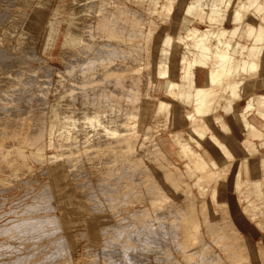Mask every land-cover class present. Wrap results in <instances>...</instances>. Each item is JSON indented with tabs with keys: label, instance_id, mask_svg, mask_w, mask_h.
Masks as SVG:
<instances>
[{
	"label": "bare ground",
	"instance_id": "bare-ground-1",
	"mask_svg": "<svg viewBox=\"0 0 264 264\" xmlns=\"http://www.w3.org/2000/svg\"><path fill=\"white\" fill-rule=\"evenodd\" d=\"M61 1L62 0L59 1V5H60ZM83 1H86V0H83ZM73 3L71 2V4H73ZM139 4L142 7V10H144V13L148 10V12L151 14V16L155 15L159 18V20H161L165 15H167L166 16L167 20H168V21L166 20L167 24H163L162 26H159L158 28H156V30H157L156 32L159 31V34L156 36L155 40L150 39L151 36L154 34L153 30L150 27H148L146 29V32H147L146 33L147 36H145L146 38L138 39L139 43H141V41H142L143 45H146V46H147V44H151L150 42L153 43V46H151V48L153 50V55H152V57L149 58V60H146V57H143L144 60H143V62H141L138 59L135 60V58L133 56H129V58L131 57L130 61H128V62H130L129 63L130 66H128V67H130V69H127L128 71L126 70V67L128 64L125 65L124 69L122 68L123 65L122 66L118 65L119 67L116 66V69L114 70L113 73L117 74L119 72L118 74H120L121 71H123L125 73L133 72L131 74V79L133 80L134 79V77H132L133 75H138V74H141L142 71H146L147 74L145 77L148 78V80H149L148 81L149 85H150L149 88H150V91L152 92V96H153V99L151 101H153V100L156 101V102L154 101V105H153V103H151L153 105V107L150 104L151 101H148V100L145 101L144 100V102L141 103V102H138L137 100L132 101L133 99H131V102H129V100H128V105H126V108H122L121 104H118V107L116 106L117 107L116 108L115 105H113L114 104V100H113V104H112L113 106L111 107L112 111H110L111 112L110 114H112V116L110 117V115L107 113V111L104 110V108L100 105V103L99 104L96 103L94 105L92 103V106L94 107V109L92 110V113L89 114L88 116L85 115V117H81V118H79L80 116L77 115L78 118H77V120H75V117H74L75 114L73 113L74 110L72 111V113L74 114L73 118H71L72 116L69 115V113L71 111V101H72V98L69 95L70 97L63 101L64 103H66V105L65 104L62 105L59 103L56 105H52L51 101H48V100H47L48 103L44 102L46 104V108L44 107L46 110L45 111L46 114H44V112H43V115H41L40 117H43L45 115L44 119H45V123H46V134H47L46 140H43V138L41 137L42 134L38 133L39 132V124L42 126L43 118H41V122L39 120L38 126L36 127L37 129L36 130H35V128L32 129L33 131L35 130L36 132L30 133L29 131H31L32 125H30V130H29V123H31V122L28 120H27L28 122L26 121V119H29V118L27 116H26V119H24L22 117H18L19 121L17 122V120L14 119L15 118L14 115H13V117H14L13 119H14V122L16 121L15 123L12 122L11 117H10V119H7V120H11L10 123L8 121L3 120V118L5 116L2 118V120L0 118V120H1L0 123L4 127L2 125L1 126L4 129L6 128V133H4L5 137L10 138L12 136H17L20 138V136H23L22 140L24 142L21 141L22 144H21V142H19L20 145H23V143L25 144V142H26V146L30 144V147L28 146L29 148H31V145L34 147H37V148H35V149H37L36 155L38 156L40 161L42 160L44 162L47 160V158L44 154V150H45L46 145H48L50 147L57 145L58 148H61L62 146H63V148H64V146L69 148L70 144H73L74 146L75 145L81 146V144L85 145L89 141H91V139H92L91 131H88L89 127L92 129L95 127L94 126L95 124L97 126H100V127H102V125L104 124V126L102 128H103V133L105 135H103L104 137H102V139L105 138V136H106V138L108 140L106 141V143H104V145L102 144V146H101L102 148L104 147V149H107L109 143H111V144L115 143L114 146L117 145L116 143L120 144L121 142H124V141L128 143V144H126L127 146L124 143L125 148L127 147L126 152L128 154L126 153L127 157L126 158L124 157L125 158L124 162L126 161V159H127V162L124 164V172L123 173H125V174L129 173L128 174L129 177H130V175H131V177L133 176L135 179H131V180H133L134 182L135 181L141 182L142 179L145 180V178L146 179H147V177L149 178V174H151V171L153 169L156 170V172L159 174L158 176H160V178L162 176V180L164 183L161 181L162 182L161 186H159L160 185L159 183H158V185L154 184L157 182H153V184H151V183L148 184V182L145 183V184H147V187H148V188L146 187L148 189V194H149V192L153 191L154 193H156L158 195V196L156 195L157 197H155L154 194H152L154 197H152L151 194L148 196V200L153 203L152 205H154V207H156V206L163 207V203H161V201L164 202L165 199L167 201V199H169V197H171L172 199L170 200V202H171L170 208H173L171 210H174V208H175V209H177L178 213L186 214L188 217L187 219L186 218L184 219V217L180 216V217H182L181 219L184 222H182L181 219L179 221H181L183 224L186 222V223H188V225L190 222H192V224L194 225L195 224V223H193V222H195L194 213H196V212H195V208H194L195 199L192 201V197L194 196V197L198 198L197 200H199V197H203L205 195L207 196L206 193H209L208 194L210 196L209 197L210 198L209 203L211 204V208H213L214 210L218 209L220 211L219 208L222 209L225 207L227 210L225 213L234 211L233 214H235V216L239 217V218L236 217V226L238 223V224H240V228H242V229L243 228H249V229L251 228L252 230L258 229V230H260V232L262 231L264 233V226H263L264 225V0H139ZM145 5L148 6L147 9L145 8ZM11 6H13V5H11ZM103 6H104V4H103ZM101 8L98 7V9H97L98 14L94 13L95 17H93L90 20L88 19L89 21L87 23H86L87 16L86 15L82 16L83 13L80 14V13H77L76 11L74 12V8L73 7L71 8V5L67 7V5L64 4L63 6H60V7L58 6L57 9H55V19L53 21V24L51 26L49 34L46 38V42L44 43L43 52L46 55H49V57H51V58L54 57L55 51H56L57 46L60 42L61 49L59 51L58 57H62L61 59L65 60L66 64L64 63L65 64L64 69L68 73V75L70 76V79L74 78V81L75 80L77 82L81 81V76H82V73L84 72L83 69H89L90 70L89 74H91V75L96 74V76H97V73L99 74L101 72V71L98 72V68H100V66L98 67L97 64H100V63H102V61H104V60H100L98 57L101 58L102 55H103L102 57H104V55H105L106 59L107 58L109 59L110 55L114 56V58L112 59L113 63L117 62V60L119 58L121 59V57L124 56V54H123V56H121V53H119L120 55H118L116 53L118 51V49H117V51H114V52L112 50L111 53L113 52V54L109 53V50L112 49L110 47H109V50H104V49H108L109 44H106L105 42L110 39L109 37L111 35H113V36L117 35V33L119 31H121V30L123 31L124 27H121V25L118 22L119 20L112 18L113 16H111V12H109L108 10H105L103 8L101 9ZM104 8H105V6H104ZM120 10H121V8H120ZM130 10H132V9H130ZM20 11L22 12V7H21ZM20 11H19V13H20V15H22V13ZM131 12H133V11H131ZM1 13H2V11H1ZM4 13H6V12H4ZM13 13L14 14L16 13V17L14 15L15 19L20 20L19 13H17L16 10L13 11ZM78 14H80V15H78ZM11 15H8V16L11 17ZM17 15L19 16V18L17 17ZM137 15L139 16V14H137ZM144 16L145 15H143V18H144ZM146 16H148V15H146ZM12 19H13V15H12ZM146 19H147V17H146ZM4 20H0V21H4ZM7 22L8 23L12 22V20L11 21L6 20V23ZM19 22H18L17 26H19ZM21 22H23V21H21ZM136 22H137V20H136ZM8 23H7L6 27L8 26ZM137 23L139 24L140 27H142V29L145 28L143 26V23L141 22V20ZM3 24H5V22ZM85 24H87V25H85ZM147 25H148V23H147ZM10 26H12V24L11 25L9 24V27ZM26 26L27 25H25V27ZM134 27H135V25H134ZM136 29L137 28H135L134 30H136ZM78 32L81 33V36H79ZM93 33L102 34V36L99 38V41L96 45H94L92 42L93 37L95 38ZM84 34H85V39L83 40ZM104 34H105V36H104ZM134 36H136V35H134ZM6 39H7V37L4 40H6ZM8 39L11 40V38H8ZM130 39H132V38H130ZM20 40H22V43L20 45L18 44L17 47L15 45V51L17 53H19L20 55L21 54L24 55V53L29 51V45L30 44L28 45V41L26 39H24V37H23V39H19V41ZM82 40L84 41V43H82L79 47H77L78 42L81 43ZM15 42H17V41H15ZM121 42H122V40H121ZM135 42H136V40H135ZM92 47L97 49L96 52L94 54H86V51H88L89 49L92 50ZM115 47H116V45H115ZM115 47H114V50H115ZM119 48H122V47H119ZM141 48H142V46H141ZM136 50H135V54H136ZM126 53H130V52L127 51ZM83 55H86V56L83 60H81V57ZM139 55H138V57H140ZM17 56H18L17 62L19 63V61H18L19 55H17ZM144 56H145V54H144ZM34 57H36L35 53H34ZM135 57H137V56L135 55ZM124 59H127V56ZM14 60H16V59H13V61ZM9 61H12V60H9ZM112 61L110 60V62H112ZM3 62L5 63V61H3ZM17 62H15V63L17 64ZM124 62H125V60H124ZM136 62H138V63H136ZM131 63L137 64V67L133 68V71L131 70V68L133 67L131 65ZM1 65L3 66L2 63H1ZM9 67L10 68L12 67V63L9 64V62H8V65L5 68L8 69ZM112 67H113V65H112ZM104 68H105V66H104ZM109 69H108V72H109ZM35 70L37 71V69H35ZM106 70H107V67L105 69V74L107 72ZM9 71H11V70H9ZM50 71H53V68H51ZM4 72H5V70H4ZM31 72H32V70H31ZM108 72H107V74H108ZM18 73L19 72L17 71V73H16L17 79L19 76ZM22 73H23V71L21 72V74ZM44 74H43V76L40 74V76L47 79V76L49 75V73H46L45 75ZM52 74H51V76H52ZM103 74H104V72H103ZM111 74H112V72H111ZM121 75H123V74H121ZM8 76H9V73H8ZM38 76L39 75H37V74H34V75L32 74V77L29 78L32 85L35 84L36 82L39 83L40 77H38ZM96 76H95V78H96ZM21 77L23 78V75ZM27 77H28V74H27ZM49 77H48L47 81L45 80V82L42 85V86H44V88H46V86L48 87L46 90H43V92H45V91L48 92V89L51 86V87H53V89L51 91L52 96H53V100H55V98H59V97L62 98L63 93L65 94V92L63 91V89L60 85V80L58 79V80H56V83H54V82H51ZM58 77L56 76V78H58ZM101 77H102V75H101ZM104 77H106V76H104ZM109 77L110 76H108L107 78H109ZM13 78H15L14 75H13L12 79ZM60 78H66L64 73L61 74ZM91 78H90V80H91ZM98 78H99V75H98ZM107 78H105V79L107 80ZM5 79H7V78L5 77ZM12 79H11V81H12ZM119 79L121 80V78H118V80ZM7 80H9V79H7ZM14 80H16V79H14ZM48 80H49V83H48ZM95 80H94V83H95ZM102 80H103V77H102ZM120 80H119V83H121ZM134 80L136 82V80H139V77H138V79L136 78ZM85 81H87V80H85ZM88 81H89V78H88ZM99 81H100V79L98 80V83H99ZM110 82H111V79L109 80V83ZM20 83H21V81H20ZM26 83L31 85V83L28 82V79L25 82V84ZM82 83H83V81H82ZM41 84L42 83H40V85ZM80 84H81V82H80ZM93 85H95V84H93ZM102 85H103V83H102ZM121 85H122V83H121ZM37 86H39V85H37ZM42 86L41 87L39 86V87L41 89H43ZM85 86H86V83H85ZM147 86H148V84H147ZM110 87H112V86H110ZM113 87H115V86L113 85ZM149 88H148V91H149ZM59 89L62 90V92H60ZM95 89H97V88L95 87ZM50 90H51V88H50ZM83 90L89 91L92 89H89V88L84 89L83 88ZM99 90H100V88H99ZM120 90L122 91V89H120ZM93 91H94V89H93ZM103 91H104V89H103ZM103 91H102V93H103ZM121 91H120V93H121ZM124 92L125 91H123V93ZM111 94H112V91H111ZM116 94H117V92H116ZM116 94L114 96H116ZM66 95H67V93H66ZM132 95H133V93H132ZM0 96H1V94H0ZM22 96H23V94H22ZM108 96H110V94ZM4 97H7V94ZM103 97H104L103 94H101V98H103ZM15 98L17 101L18 97H14V99ZM101 98H99V99H101ZM108 100H109V98L106 99V103H108V105L111 106V103L109 104ZM120 100H119V102H120ZM7 101H8V99H7ZM20 101H21V99H20ZM20 101L19 102L17 101V103H20ZM24 101H25V99H24ZM66 101H68V102H66ZM141 101H142V99H141ZM38 102H40V101H38ZM63 102H61V103H63ZM115 103L117 105L116 99H115ZM29 104H28V106H29ZM42 104L43 103H41V105ZM149 104H150V107L153 108L152 117H151V113H148L149 115L146 113V111L148 112ZM24 105H26V104H24ZM38 105H40V104H38ZM103 105L105 106L106 104H103ZM8 106H9V103H8ZM8 106H6V108ZM17 107H16V109H17ZM27 107L25 109H27ZM34 107H35V105L33 102L32 108H34ZM4 108H5V106H4ZM37 108H39V106ZM40 108H42V107H40ZM101 108H103L102 111H101ZM0 110H2L1 107H0ZM11 110L13 112V109H11ZM30 110H32V109H30ZM116 110L117 111L124 110L125 114L127 112V116H125V117L123 116L124 118L122 117L123 118L122 120H119L118 118H117L118 119L117 120L116 116L119 115L120 112H118L117 114L116 113L114 114L113 111L116 112ZM32 111H34V110H32ZM36 113L37 112H35V114ZM76 113H77V111H76ZM12 114L13 113H11V115ZM30 114H31V112H30ZM37 114H42V113H39V111H38ZM107 115L110 117V119H106ZM163 115H165L164 118L166 120L165 121L166 124H163L162 127L165 126V129H163V131L159 132V134L153 140L154 149L153 150L150 149L151 151L150 150L148 151V146H145L143 144V145H141L142 148L140 147V149H141V153H139L140 155H133V153H131L132 154L131 155L129 152L131 151V149L137 148L136 147L137 145L135 143V141H137V140L134 139V135H133V134H135L136 131L135 132L132 131L134 133L131 134V133H129V131L131 130L130 128L135 127V129H136V126L143 125V124H144V126H146L145 125V123H146L145 120H146L147 126L149 128L147 130L148 133L144 134V135H146V137L144 138V141H145V144H147L149 142L151 132H152L153 128L155 127L152 124L154 123L156 118L163 116ZM138 116H143V117H140V118H142L140 120V118H138ZM120 117H121V114H120ZM81 120H83V121H81ZM102 120H104V121H102ZM34 121H35V119H34ZM32 123H33V121H32ZM83 124L87 125L88 128L85 127ZM33 127H35V125ZM102 128H101V130H102ZM40 131H41V129H40ZM96 136H97V133H96ZM15 139H18V138H15ZM10 140H12V139L10 138ZM109 140L112 142H110ZM150 141H151V139H150ZM95 142L97 143V141H95ZM3 143H4V141H3ZM101 143H103V142L100 141V144ZM153 143L151 142V145ZM121 144H123V143H121ZM0 146H1L0 147V159L3 158L2 160L6 161L5 165L7 164L8 166L9 165L12 166V164H14V163L10 157H11V155H14L12 157V158H14L15 153L17 155L21 152V151H19L20 149L18 151L13 150V152H15V153H13L12 149L8 148L13 153L12 154V153H10V151H7L8 149H4L2 144H0ZM97 146L98 147H96V146L95 147L98 149L100 146L99 145H97ZM15 148L16 147L13 146V149H15ZM91 148H92V146H91ZM93 148H94V145H93ZM121 148H122V146H121ZM16 149H18V148H16ZM64 149L66 150V152H65V155H63L64 153L62 154L63 158H65L66 155L69 157V154H70L69 150L66 148H64ZM83 149H85L84 146H83ZM109 149L111 150L110 147H109ZM112 149L115 150L117 148H115V149L112 148ZM118 150H119V148H118ZM59 151H62V150H59ZM30 152L32 153V151H30ZM89 152H90V150H89ZM60 154H61V152H60ZM60 154H59V157H60ZM34 155L32 156V158L34 157ZM91 155H93V154L91 153ZM101 155H103V153H101ZM110 155H111V153H110ZM22 156L25 158L24 152H23ZM22 156L20 155L21 158H23ZM70 156H71V154H70ZM156 156L160 157V159L162 160L161 161L162 163L158 160H155ZM16 157H18V155ZM20 157H18V159H20ZM68 157L66 159L68 160V163H69V162H71L70 160L73 159V156H71V158L69 157L70 159ZM80 157H81L80 160L82 163L87 162V160H88V162H90V165L92 166V168H94L93 167L94 165L92 164V159H89L91 157L86 152L85 153L83 152V155ZM98 157H99V155H98ZM98 157L96 159H98ZM103 157H101L100 159H102ZM4 158H6L7 160H5ZM76 158H78L77 155H76L75 159ZM104 158H106V156ZM94 159H93V162L96 161ZM36 160H38V159H36ZM80 160H79V162H80ZM107 160H108V162H111V161H109V159H107ZM25 161H26V159H25ZM38 161H36V163ZM42 161L39 162V164H41ZM102 161L103 160H101V163L103 164L104 161L103 162ZM119 161H121V159ZM119 161L117 162L118 163L117 165L120 167ZM108 162H106V163H108ZM97 163L98 162L96 161L95 165ZM106 163H104V164H106ZM22 164H23V166H25L24 163H22ZM22 164H20V165H22ZM75 164H77V163H75ZM71 165H72V162H71ZM71 165L70 164H69V166L67 165V169L68 168L70 169ZM90 165H89V167H90ZM108 165H109L108 169L110 171V165H112V163H110ZM114 165L116 167V164H114ZM8 166H7V168H8ZM75 166L77 167V165H75ZM105 166L107 167V165H105ZM71 168H72V166H71ZM76 169H78V167ZM105 169L107 171V168H105ZM118 169H120L118 171H121L122 168L120 167ZM155 170H153V171H155ZM79 171H80V169H79ZM112 171H110L109 173H106L107 175L109 174L110 176H112L110 179H109V175L107 176L105 174L106 176H101V174L99 175V173H98V180L101 184L103 183V185H102L103 190H106V191L117 190L120 193L119 190L123 189L124 191L126 190L129 192L130 188H127L128 185L126 186V184H124V182L126 180L122 179L124 177H122V178L120 176L115 177V176H117L118 172H116V174H115L114 170H112ZM103 174H104V171H103ZM114 174H115V176L113 177ZM75 175H76V173H75ZM70 176H71V174H70ZM72 177L74 178L75 176L73 175ZM106 177H108V178H106ZM151 179H150V181H153V179L152 180ZM122 181H124V182H122ZM88 183H90V182L88 181ZM113 183H114V185H113ZM135 184H136V182H135ZM137 184H136V186H137L136 189H139V191L141 190V192H142V189ZM140 184L141 185L143 184V187L146 186L144 183H140ZM182 184L186 185V188H184V189L187 190V187L189 189H191L190 192H192L193 195L190 193L189 194L192 195V197L187 196V197L183 198L182 197L183 193H182V196L178 195V193L180 191H182V190L179 191V188L182 187ZM79 185L81 186V184H79ZM79 185L77 184V186H79ZM88 185L90 187L91 184H88ZM129 185H131V184L129 183ZM81 187H83V186H81ZM100 187H101V185H100ZM129 187H131V186H129ZM92 188L90 187L89 188L90 190L89 189L88 190L91 191ZM182 189H183V187H182ZM184 189H183V192H184ZM132 190H135V189H132ZM106 191L104 192V194L106 193ZM118 192H115L112 195L107 194V193H106L107 195L105 194L107 196L106 198L109 197V199L112 200V203L109 201V203H111L112 205L118 204V201L121 198V196L119 195ZM121 192H123V191H121ZM137 192H138V190H137ZM187 192H189V191H187ZM91 194H93V193H91ZM100 194H102V195H100L101 197L105 196L103 194V192H101ZM121 194H123V193H121ZM134 194L135 193H133V194H131V193L125 194L124 193L123 198L126 201V198H128V197H130V198H132L133 196L136 197V195H134ZM150 196H151V198H150ZM48 197H51V196L48 195ZM87 197L89 198V196H87ZM95 197H97L98 201L97 200L96 201L99 204L100 201H99L98 196H95ZM142 197H144V196H142ZM106 198H104V199H106ZM36 199L37 198H35V200ZM44 199H45V197H44ZM44 199H43V201H44ZM50 199H53V198L51 197ZM140 199H141V197H140ZM39 200H40V198H39ZM89 200H91V199H89ZM121 200L123 201L122 198H121ZM181 200H182V202H180ZM46 201L47 200H45V202ZM131 201H133V200H131ZM141 201L143 202L144 200L141 199ZM47 202L50 203V201H47ZM52 202L53 201H51V203ZM97 202H95L96 207L98 205ZM201 202H202V200H201ZM49 203H47V204L49 205ZM93 203H94V199H93ZM158 203H161V204H158ZM39 204L33 203V205H30V203H29L30 206H28V204H27L26 210L30 211L32 209L38 208V210L41 211V208H39L40 207ZM95 204H94V206H95ZM50 205L52 207V204H50ZM165 205H167V204H165ZM195 205H197V204H195ZM105 206H107L106 203H105L104 207ZM90 207L91 206H89V208ZM123 207H124V205H123ZM206 208H207V206H206ZM16 209H18V208H16ZM44 209L42 211H46L47 208L45 210ZM93 209L95 210V207ZM93 209H90V210H93ZM109 209H110V207H109ZM158 209H162V208L158 207ZM104 210H106V209H104ZM33 211H35V210H33ZM50 211H52V210H50ZM87 212H89L91 214V212H94V211H88L87 210ZM118 212H120V210H118ZM142 212L144 214V213L148 212V210L147 209L143 210V208H142ZM24 213L28 214V212L27 213L24 212ZM135 213H136V211H135ZM19 214H20V212H19ZM31 214H32V212H31ZM45 214H47V213H45ZM96 214H97V212H96ZM100 214H102V213H100ZM115 214H117V212H115ZM167 214H166V217H167ZM91 215H93V214H91ZM159 215H161V214L159 213ZM224 215H227V214H224ZM44 216H46V215H44ZM44 216H42L41 218H43ZM134 216H135V214L133 215V217ZM140 216L142 217L141 221H143L146 224L148 221H150V222L152 221V219L149 218L152 215L149 216V215L145 214L142 216V214H141ZM37 217H39V216H37ZM55 217L54 218H50V217L48 218L47 217V218H48V220H52V219H55ZM162 217H164V216H162ZM228 217L230 218L232 216L228 215ZM29 218L30 217H28V218L26 217L25 218L26 220L24 218L22 221L20 220L22 223L20 222L18 224L20 226V227L18 226V228L16 227L17 226L16 223H15L16 225L13 223L14 226H11V227H6V226H4L2 228L0 227V234L1 233H3V234L9 233L11 231H14V229L20 228V231H19L20 233L24 231L26 234V232L29 233L31 231V233H29L30 234L29 239H30V236H35L36 239L39 238L38 239L39 241L42 240L41 237L44 236L42 234L44 230L41 231L43 229V227H42L43 225L40 222H38L37 218H33V221H34V219L36 221L35 223H33V221H30ZM44 218H43V220H44ZM47 218H46V220H47ZM116 218H113V219H116ZM122 218H123L122 220L124 221L123 216H122ZM129 218H130V220L127 217V220H129V221H127L125 219V221L127 223H122L123 225L125 224L124 227H122L123 225H121V224H120L121 227L119 225L114 226L113 224H110V225H112V228L111 227L107 228L110 226L108 224V225H105L106 227L104 226L105 229L104 228L101 229V230H104L105 232L113 230L114 234H111L112 235L111 238L113 239V237L115 236V238H121L120 240H123V242L121 241L122 244L121 243L116 244V242L112 243L110 241L112 239L109 240V237L107 239L109 241H105L106 243H108L106 245L107 247H105V248H107V249L110 248L111 250L109 249V251L113 254H118V253L123 254L124 253V256L128 253L131 254V253L136 252L134 250L135 247L133 248L132 244L138 242L142 245H148V244L152 243L153 241L155 242L158 239V236H159L158 231L159 230L157 228H151L150 226H148L149 224L146 226V224H144V223H143L144 225L143 224L139 225V223H136V222L139 221L140 219L138 220V218H137V220H134L136 217L135 218L129 217ZM145 218H146V221H144ZM152 218H154V217H152ZM15 219L13 218L11 220H15ZM38 219H40V218H38ZM176 219H177V217H176ZM178 219H179V216H178ZM257 219H259V222L262 224V226L259 222H257ZM8 220L10 222V219H8ZM98 220H101V218ZM122 220L120 219V221L119 220L118 221L123 222ZM159 220L160 219H158V218L156 219V221H159ZM164 220H161V221L164 222ZM174 220H175V218H174ZM189 220H190V222H189ZM226 220H227V218H226ZM47 221H45V222H47ZM57 221H59V220H57ZM102 221H103V219H102ZM104 221L106 222L107 220H104ZM239 221H241V222L239 223ZM5 222L7 223V221H5ZM41 222L45 223L43 221H41ZM54 222L55 221L53 220V222H50V223L53 224ZM75 223L76 222H74V224ZM157 223L158 222H156L155 224H157ZM174 223L171 224L170 226H173ZM182 223H181V225H182ZM226 223H227V221H226ZM228 223H230V220L228 221ZM164 224H166V222ZM222 224H224V223H222ZM158 225H160V224L158 223ZM232 225L234 226L233 223H232ZM232 225H231V227H232ZM8 226H10V225H8ZM28 226L30 227V229H26V228H29ZM44 226H45V224H44ZM59 226H61V225L58 224V227L56 225L58 230H59ZM189 226H191V225H189ZM100 227H102V226H100ZM186 227H187V225H186ZM186 227L178 226V228L176 227V229H175V225H174V229H175L174 231L176 232L175 234L177 235L176 236L177 241H179L180 245H181L180 246L181 248H179V249L183 250V254L187 255V256H185L186 259H189V256L191 254L188 255L186 249H189L190 245L192 246L193 242H191L192 238L190 235V232H192V231L189 232ZM171 229H169L170 233H171ZM193 229H195V228L193 227ZM46 230L47 231H45V232H48L49 229H46ZM54 230H55V228H54ZM160 230H161V228H160ZM237 230H239L238 227H237ZM33 231L34 232L37 231L38 233H40V234L37 233L40 236L34 235ZM104 231H102L100 233H103ZM16 232H18V230H16ZM19 232H18V234L20 235ZM97 232H95V233H97ZM50 233H51V231H50ZM52 233H54V232H52ZM52 233L50 236L53 235ZM55 233H57V231ZM107 233L109 236V232H107ZM110 233H111V231H110ZM166 233L168 234L169 232H166ZM3 234L0 236L2 237ZM103 234L105 235V233H103ZM175 234H174V236H175ZM5 235L3 237H5ZM7 235H6V237H7ZM172 236H173V234H172ZM23 237L25 239H28L24 235H23ZM166 237H167V235H166ZM24 238H22V239H24ZM56 238H58V237H56ZM93 238H96V237H93ZM97 238H98V236H97ZM99 238L101 239V237H99ZM162 238L163 237H161V239ZM10 239H11V237H10ZM19 239L21 240V237ZM46 239H47V237H46ZM63 239H64V236H63ZM63 239H62V241H59V239H58L56 244L52 243L53 245H55L53 250L50 249L52 247V245L50 247V245L47 243L49 245L47 247H50L48 249V251H47V248H43V249H40V248L37 249L36 248V250L34 251V249H32V248L37 247V244L39 242L37 243V241L27 240L25 242L26 248L29 247V249L31 251L33 250V252L26 253V254L24 253V255H22V254L18 255V256L16 255V257L14 256L15 258L9 259L8 261H1L0 264H11V263L14 264L15 263L14 261H16L15 264H40V263L42 264L41 261H43V263H45L44 262L45 256H44V258H41V257H43L41 255H42V252H44V251L45 252L47 251V253H45L47 257H48V255H49V257L51 255V257L49 258L50 260H52V261H53V259L54 260L55 259L60 260L59 257L65 256L66 255L65 252L68 251V250H66V246L64 244L66 241L64 242ZM34 240H35V238H34ZM54 240H56V239L54 238ZM7 241H9V238ZM16 241H17V238H16ZM48 241H50V244H51L52 240H48ZM45 242H47V241H45ZM53 242H55V241H53ZM18 243H21V242H18ZM22 243H24V242H22ZM44 243H42V244H44ZM260 243L262 244L261 246L264 247V235L263 234L260 237L259 244ZM6 244L8 245L9 243H6ZM102 244H103V242H102ZM135 245L137 246V244H135ZM188 246H189V248H188ZM0 247H2V246H0ZM41 247H46V245L45 246L42 245ZM10 248L12 249V247H10ZM3 249H5V247ZM11 249L8 248L7 250H11ZM21 249H23V248H21ZM24 251H26V250L24 249ZM39 251H42L41 255H39L40 254ZM27 252H28V250H27ZM37 252H38L39 257L41 256L40 257L41 259L37 258L38 257ZM102 252L104 253V250ZM168 252H170V251H168ZM17 253H19V252H17ZM100 253H101V251H100ZM8 254L9 253H7V254L5 253V255H8ZM262 255H263V253H262ZM2 256H3V254H2ZM83 256H84V254H83ZM113 256H112V258H113ZM121 256H123V255H121ZM130 256H134V255H130ZM9 257H11V256H9ZM69 257H70V255H69ZM86 257H84V258L86 259ZM102 257H103V255H102ZM116 258H117V256H116ZM125 258L127 259V257H125ZM49 259H47V260H49ZM85 259H83V260L86 261L87 259L86 260ZM97 259H99V258H97ZM102 259H105V258H102ZM122 259H120V260L122 261ZM47 260H46V262H47ZM80 260H82V256L78 261H80ZM64 261H65V259H64ZM91 261H92V259H91ZM129 261H131V260H129ZM50 262L45 263V264H50ZM68 262H69V264H72L71 259H69L67 261V263ZM86 262H87V264H91L90 260L86 261ZM96 262L97 261H95L94 264ZM169 262H170V260H169ZM73 263H75V262L73 261ZM139 263H141V262H139ZM142 263H144V262H142ZM58 264H63V263H58ZM104 264H105V262H104ZM118 264H119V262H118ZM259 264H263V263H259Z\"/></svg>",
	"mask_w": 264,
	"mask_h": 264
},
{
	"label": "rangeland",
	"instance_id": "rangeland-1",
	"mask_svg": "<svg viewBox=\"0 0 264 264\" xmlns=\"http://www.w3.org/2000/svg\"><path fill=\"white\" fill-rule=\"evenodd\" d=\"M59 1L60 0H23V1L22 0H0V9H1L0 10V15H1L0 16V20H4L7 17L4 21H0V23H1L0 24V58H1L0 59V94H1V96H0V105L1 106L0 107L2 109V110H0L1 111L0 112V118L2 120V118L5 116L3 118V120L4 121H8L10 123L11 120H12V122H14V119H16L17 122H18L19 121L18 117H22V118L26 119V116H27L29 119H26V121L28 120V121L31 122V123H29V130H30V125H32L31 126V131H29L30 133L31 132H34V133L36 132L35 130L37 129L36 127L38 126L39 120L41 122V118H43L42 126L39 124V132H38L39 134H42L41 137L43 138V140H46V138H47V136H46L47 135L46 134V123H45V119H44L45 115L43 117H40V116L43 115V112H44V114H46L45 113V111H46L45 110V108H46V104L45 103L46 102L48 103V101H51V104L52 105H56L58 103L59 104H62V105H64V104L66 105V103H64L63 101L65 99H68L71 96V98H72V101H71V111H70L69 115L72 116L71 118H73V115L75 114L76 115V116L74 115L75 120H77L78 116H80L79 118H81V117H85V115L88 116L89 114H91L92 113V110L94 109V107L92 106V103H93V105L96 104V103H98V104L100 103V105L104 108L105 111H107V113L111 117L112 114H110L111 113L110 111H112L111 107L113 105H115V107L116 106L118 107V104H121V107L122 108H126V105H128V100H129V102H131V99H133L132 101H134V100L136 101L137 100L138 102H141V103H143L144 100L145 101L146 100L151 101L153 99V96H152V92L150 91V88H149V86H150L149 85V82H148L149 80H148V78L145 77L146 74H147V72L146 71H142L141 74L133 75L132 77H134V79H136V78L138 79V77H139V80H136V82H135L134 79L132 80L131 79V74L133 72H131V73L130 72H127L128 71L127 69H130V67H128V66H130V64H129L130 62H128V61H130V58L131 57L129 58V56H133L135 58V60L138 59L141 62H143V60H144L143 57H146V60H149V58L152 57V55H153V50L151 48V46H153V43L150 42L151 44H147V46H146V45H143L142 41H141V43H139L138 39H144V38H146L145 37V36H147L146 29L148 27H150L153 30V32H154V34L151 36L150 39H154L155 40L156 36L159 34V31L156 32L157 31L156 28H158L159 26H162L163 24H167V21H168L167 20V17H166L167 15H165L161 20H159V18L157 16H155V15H152L151 16V14L148 12V10L144 13V10H142V7L139 4V0H86V1H83V0H81V1L80 0H73V1L72 0H62L61 3H60V5H59ZM71 2L72 3L74 2V3L71 4ZM64 4H66L67 7L71 5V8L72 7L74 8V12L76 11L77 13H80V14L83 13L82 16L86 15L87 16L86 23L90 19H92L93 17H95V14H98L97 13L98 12V10H97L98 7L99 8L102 7L103 9L108 10L109 12H111V16H113L112 18H114L116 20H119L118 22L121 25V27H124L123 28V31L121 30V31H119L117 33V35H114V36L111 35L109 37L110 39L105 42L106 44H109L108 49H104V50H109V47L112 48V49L109 50V53L110 54H113V52L114 51H117V49H118V51L116 53L118 55H120L119 53H121V56H123V54H124V56L123 57L120 56L121 59L119 58L117 60V62H114V63L112 61V59L114 58V56H112V55H110L109 59L108 58L106 59V56L105 55H104V57H102L103 56L102 55L101 58L98 57L100 60H104V61L106 60L105 62L102 61V63L97 64L98 67L100 66V68H98V72L101 71L100 72L101 74L100 73L99 74L97 73V76H96V74L91 75V74H89V71H90L89 69H83L84 72L82 73L81 81H79L77 79L79 82H77L76 80L74 81V78L73 79H70V76L68 75V73L64 69L65 68V64H66L65 60L61 59L62 57H58L59 51L61 49L60 42H59V44L57 46V49L55 51L54 57L51 58V57H49V55H46L43 52L44 43L46 42V38H47V36L49 34V31H50L51 26L53 24V21L55 19V9H57L58 6L59 7L60 6H63ZM103 4H104L105 8H104ZM11 5H13V6H11ZM21 7H22V12L20 11L21 10ZM120 8H121V10H120ZM145 8L147 9L148 6L145 5ZM130 9H132V10H130ZM15 10H16L17 13H19V11L22 13V15H20V13H19L20 20L19 19L18 20L15 19L16 13L15 14L13 13V11H15ZM1 11H2V13H1ZM131 11H133L134 13L131 12ZM4 12H6V13H4ZM11 14L13 15V19H12V15ZM80 14H78V15H80ZM137 14H139V16ZM8 15H11V17H9ZM14 15H15V17H14ZM143 15H145L144 18H143ZM146 15H148V16H146ZM17 17L19 18L18 15H17ZM146 17H147V19H146ZM8 19L10 21L12 20V22H9V23L7 22L8 23V26L6 27V25H7L6 20L9 21ZM135 19L137 20V22H139L141 20V22L143 23V26L145 28L142 29V27L139 26V24L136 22ZM21 21H23V22H21ZM4 22H5V24H3ZM18 22H19V26H17ZM147 23H148V25H147ZM9 24L10 25L12 24V26L9 27ZM25 25H27V26L25 27ZM85 25H87V24H85ZM134 25H135V27H134ZM135 28H137V29L134 30ZM78 34H79V36H81V33L78 32ZM93 34H94V36H95L96 39L93 37L94 40L92 39V42H93L94 45H96L98 43V41H99V38L102 36V34H97V33H93ZM134 35H136V36H134ZM5 36L7 37L6 40H4L6 38ZM104 36H105V34H104ZM23 37H24V39H26L28 41V45L30 44L29 45V51L30 52L27 51L26 53H24V55L23 54L20 55L19 53H17L15 51V45H16V47H17L18 44L20 45L22 43V40L19 41V39H23ZM8 38H11V40L8 39ZM130 38H132V39H130ZM84 39H85V34H84L83 40ZM83 40L81 41V43L78 42L77 47H79L82 43H84ZM121 40H122V42H121ZM135 40H136V42H135ZM15 41H17V42H15ZM115 45H116V47H115ZM117 45L118 46L120 45L119 47H122V48H119ZM141 46H142V48H141ZM114 47H115V50H114ZM30 49L31 50L33 49V50L31 51ZM96 50H97L96 48H93L92 47V50L89 49L88 51H86V54H94L96 52ZM112 50H113V52L111 53ZM135 50H136V54H135ZM127 51H129L130 53H126ZM34 53H35V56L36 57H34ZM137 54L138 55L140 54L139 55L140 57H138ZM144 54H145V56H144ZM17 55H19V59H18L19 63L17 62V58H18ZM125 55L127 56V59H124V58H126ZM135 55L138 58L135 57ZM83 56L81 57V60H83L86 55H83ZM13 59H16V60L13 61ZM9 60H12V61H9ZM110 60L112 62H110ZM124 60H125V62H124ZM3 61H5V63ZM8 62H9V64L12 63V67L11 68L9 67L7 69L5 67L8 65ZM15 62H17V64ZM1 63L3 64V66L1 65ZM136 63H138V62H136ZM112 65H113V67H112ZM118 65L119 66L120 65L121 66L123 65L122 66L123 69L125 68V65H127V67H126V70H127L126 72L127 73L121 71L120 74H118L119 72L117 74H114L113 72L116 69V66H118ZM131 65L133 66L131 68V70L133 71V68H136L137 67V64L131 63ZM104 66H105V68H104ZM106 67H107V70H106L107 72H108V69L109 68L111 69V70L109 69V72L110 73L108 72V74H107V72L105 74ZM51 68H53V71H50ZM35 69H37V71ZM4 70H5V72H4ZM9 70H11V71H9ZM16 70L19 72L18 73V75H19L18 76V79H17V74H16L17 71ZM31 70H32V72H31ZM22 71H23V73L21 74ZM45 72L46 73H49V75L48 76L46 75V76H47V79L50 76L49 79L51 80V82L56 83V80H58V79L60 80V85H61L63 91L65 92V94L63 93V97L62 98L59 97V98H55V100H53V96H52V93H51L53 87H51L50 85L49 86H50L51 90L49 88L48 89V92L47 91L43 92V90H46L48 88L47 86H46V88H44V86H42L43 83L45 82V80L47 81L46 78H43L42 77ZM103 72H104V74H103ZM111 72H112L113 75L111 74ZM8 73H9V76H8ZM63 73H64V75H65L66 78H60L61 77V74H63ZM27 74H28V77H27ZM32 74L33 75L34 74L39 75L38 76V77H40L39 83L36 82L35 84L32 85V83L29 80V78L32 77ZM40 74L42 76H40ZM51 74H52V76H51ZM121 74H123V75H121ZM13 75L15 76V78L12 79ZM22 75H23V78L21 77ZM98 75H99V78H98ZM101 75H102L104 81L102 80ZM56 76L57 77L59 76V77L56 78ZM95 76H96L97 79L95 78ZM104 76H106V77H104ZM108 76H110V77L107 78ZM5 77L7 79H9V80L5 79ZM26 78L28 79V82L31 83V85H29L28 83L25 84V82L27 81ZM88 78H89V81H88ZM90 78H91V80H90ZM105 78H107V80ZM118 78H121V80L120 79L119 80L122 83V85H121V83H119ZM11 79H12V81H11ZM14 79H16V80H14ZM99 79H100V81L98 83V80ZM110 79H111V82L109 83V80ZM85 80H87L88 82L85 81ZM94 80H95V83H94ZM20 81H21V83H20ZM82 81H83V83H82ZM80 82H81V84H80ZM40 83H42V84L40 85ZM48 83H49V80H48ZM85 83H86V86H85ZM102 83H103V85H102ZM146 83L148 84V86H147ZM36 84L39 85L40 87L42 86L43 89H41ZM93 84H95V85H93ZM113 85L115 87H113ZM110 86H112V87H110ZM95 87L97 89H95ZM117 87L118 88L120 87V88L118 89ZM83 88L84 89L89 88V89H92V90L84 91ZM99 88H100V90H99ZM148 88H149V91H148ZM93 89H94V91H93ZM103 89H104V91H103ZM120 89H122V91ZM102 91H103V93H102ZM111 91H112V94H111ZM120 91H121V93H120ZM123 91H125V92L123 93ZM60 92H62V90H60ZM116 92H117V94H116ZM66 93H67V95H66ZM132 93H133V95H132ZM6 94H7V97H4V96H6ZM22 94H23V96H22ZM101 94H103V96H104L103 98H101ZM109 94H110V96H108ZM115 94H116V96H114ZM14 97H18L17 98V101L18 102L21 99L20 103H17L16 98L14 99ZM106 97L109 98L108 102H109V104L111 103V106H109L108 103H106V99H107ZM99 98H101V99H99ZM7 99H8V101H7ZM24 99H25V101H24ZM115 99L117 101V105L115 103ZM141 99H142V101H141ZM113 100H114V104H113ZM119 100H120V102H119ZM38 101H40V102H38ZM154 101L155 100L151 101L150 104L153 103V105H154ZM33 102H34V105H35L34 108H32ZM61 102H63V103H61ZM66 102H68V101H66ZM8 103H9V106H8ZM23 103L26 104V105H24ZM37 103L40 104V105H38ZM41 103H43V104L41 105ZM28 104H29V106H28ZM103 104H106L105 105L106 107ZM150 104H149L148 112L146 111V113L147 114L148 113H151V117H152V115H153V113H152V111H153V108H152L153 105L151 104L152 107H150ZM4 106H5V108H4ZM6 106H8L7 108L9 110L6 108ZM38 106H39V108H37ZM16 107H17V109H16ZM26 107H27V109H25ZM40 107H42V108H40ZM103 108H101V111H102ZM11 109H13V112H12ZM30 109L34 110L37 113L39 111V113H42V114H37L36 113L37 114L36 115L35 112L32 111V110H30ZM28 110L31 112V114H30V112ZM72 111H73L74 114L72 113ZM76 111H77V113H76ZM118 112H120L121 117H120V114H119V115L116 116V119L118 118L119 120H122L125 116H127V112L125 114L124 110H121V111H117L116 110V112L113 111L114 114L115 113L117 114ZM11 113H13V114L11 115ZM13 115L15 116V118L13 117ZM164 116L165 115L156 118V120L152 124L155 127L153 128V130L151 132V135H150L151 141L149 139V142L147 144H145V141H144V138L146 137V135H144V134H147L148 133L147 130L149 128L147 126V121L146 120H145V122H146L145 125L146 126H144V124H143V125L136 126V129H135V127L130 128L131 130L129 131V133L133 134L136 131L135 134H133V135H134V139L137 140V141H135V143L137 145L136 146L137 148L131 149V151L129 152L130 154L133 153V155H140L139 154V153H141L140 147L143 144L145 146H148V151L150 149L151 150L154 149L153 140L156 138V136L159 134V132H161V131H163V129H165V126L162 127L163 124H166V122H165L166 120H165ZM10 117L12 119L11 120H7V119H10ZM110 117L107 115V118L106 119H110ZM140 117H143V116H138V118H140ZM34 119H35V121H34ZM141 119L142 118H140V120ZM1 120H0V122H1ZM32 121H33V123H32ZM81 121H83V120H81ZM102 121H104V120H102ZM33 124L35 125V127H33L34 126ZM1 125L2 124L0 123V140H1L0 141L1 143L0 144H2V146H3L4 149H8V148L12 149V152H13V150H17L18 151L20 149L19 151H21V152L19 154L22 156V154L24 152L25 158L23 156H22L23 158H21L20 155L17 154L18 157H20V159H18V157H16L17 156L16 153L13 152V153H15V157L12 158L14 155H11V157H10L11 160L13 161V163H14V164H12V166H10V165L8 166L7 164L5 165V162L6 161L2 160L3 158L0 159V165H1L0 166L1 167L0 168V227L1 228L4 227V226L11 227V226H14L13 223L14 224L16 223L17 224L16 227L18 228V226H19L18 224L23 220V218L25 219L26 217L27 218L30 217L29 218L30 221H33V218H37L38 222H40L43 225L42 226L43 229L42 230L40 229V230L41 231L44 230L43 233H42L44 236L41 237L42 240H40V241L38 240L39 238L36 239L35 236H30V239H29V235H30L29 233H31V231L29 233L26 232V234H25L24 231L20 233L19 232L20 231V228L19 229H14L13 228L14 231H11L9 233H4V234L1 233L0 235L3 234V236L5 234L6 235L8 234V235H7V237H6V235H5V237H3V236L1 237L0 236V243H1L0 246H2V247H0V249H1L0 250V262L1 261H8L9 259L15 258L16 255L17 256L18 255H21V254L24 255V253L26 254V253L33 252V250L31 251L29 249V247L26 248L25 242L27 240L37 241V243L39 242L37 244V247L32 248V249H34V251L36 250V248L37 249L38 248H40V249L47 248V251H48V249L51 247V245H52V247L50 249L53 250L54 247H55V245H53V244L54 243L56 244V242L58 241V239H59V241H62L63 236H64V239L63 240H64V242L65 241L66 242L65 243L63 242V243L66 246V250H68V251L65 252L66 255L63 256V257H59L60 260H57V259L54 260L53 259V261H52V260L49 259L51 257V255H50V257H49L48 254H47L48 257L46 256L45 253H47V251L46 252L45 251L44 252L39 251L40 252L39 255H41V252H42V255L41 256H43V257L40 256L41 258H44V256H45V258H44L45 259L44 260L45 263H49L51 261L50 264H58V263L69 264V262L67 263V261L69 259H71L72 264H87L86 261H89V260H90V263L91 264H94L95 261H97L96 262L97 264H104V262H105V264H113V263L114 264L115 263L118 264V262H119V264H133V263L134 264L135 263L136 264H160V263L161 264H206V263L207 264H209V263L210 264H259V263H263L264 264V247L261 246L262 245L261 243L259 244L260 237H261L262 234L264 235V233L262 231L260 232V230H258V229L257 230H252L251 228L250 229L249 228H243L242 229V228H240V224H238V223H237V226H236V217H238V216H235V214H233L234 213L233 210H232L233 212L225 213L227 211L225 207L222 208L223 210L221 208H219L220 211L218 209H217L218 210L217 211V210H214L213 208H211V204L209 203V200H210V198H209L210 196L208 195L209 193H206L207 196L205 195L203 197H199V200H197L198 198H196L194 196L192 197L193 194H192V192H190L191 189H189L188 187H187V190L184 189V188H186V185L182 184V187L184 189V192L186 191L185 193L187 195L183 192L182 187L179 188V191L180 190H182V191H180V192L178 191L179 192L178 195H181L182 196V193H183V196H182L183 198L184 197H187V196H189V197L191 196L192 197V201L195 199L194 208H195V212L196 213H194V215H195L194 216L195 217V222H193L195 224L193 225L192 222H190V220H189V222H190L189 225H191L192 227L189 226L188 223H186V222L184 224L182 223V222H184L181 219L182 217H184V219L185 218L186 219L188 218L186 214H180V213H178L177 212V209H175V208H174V210H171V209H173V208H170V204H171L170 200L172 199L171 197H169V199H167L168 202L166 201V199L164 200V202L161 201V203H163V207H161V206L154 207V205H152L153 203L148 200V196L150 194L151 195L154 194L155 197H157L158 195L156 193H154L153 191L152 192H149V194H148V189H147L148 187H147V184H145V183L148 182V184L149 183L153 184V182H157V183H154V184L155 185H158V183H159L160 184L159 186H161L162 185V182H163L162 176L160 178V176H158L159 174L156 172V170L153 169L155 171H153V170L151 171V174H149V178L147 177V179L145 178V180L142 179L141 182L135 181L136 184L138 183L137 185L140 186V188L142 189V192H141V190L139 191V189H136L137 186H136L135 182L133 180H131V179H135V178L133 176L131 177V175L129 177V175H128L129 173L128 172H127L128 174L123 173L124 172V164L127 162V159H126L125 162H124V160H125V158L127 157V154H128L126 152L127 151V147L125 148V145L128 144V143L124 141V142H121L123 144L120 143L121 144L120 145L119 143H116L117 145H115V146H114L115 143H113V144L109 143V145L110 144L111 145L110 146L108 145V148H107L108 150L107 149H104V147L102 148L101 147L102 144L104 145V143H106V141L108 140L106 138V136H105V138L102 139V137H104L103 135H105L103 133V128H102L104 126V124L102 125V127L97 126L96 124L94 125L95 127L92 128V129L89 127L88 131H91L92 139H91V141L88 142L89 144L88 143L85 144V145L81 144V146L83 145L85 149H83V146L82 147L80 145L79 146L78 145H75L74 146L73 144H70V147L69 148L64 146V148H66V149L69 150L71 156H73V159L74 160L73 159L70 160L72 162V165H71V162L68 163V160L66 159L68 157L67 155L65 156V158H63V155H65L66 150L63 148V146L61 148H58L57 145L56 146L54 145L53 147H50L48 145L45 146L44 154H45L47 160L44 161V162L41 160L42 163L39 164V162H41V161L39 160L38 156L36 155L37 149H35V148H37V147H34V146L31 145V148L33 147L31 149V148H29L30 147V144L29 143H28L29 145L26 146V142H25V144L23 143V145H20L19 142H21V141L24 142L22 140V137L23 136H20V138L17 137V136H12V137H10L12 140H10V138H8V137H5L4 133H6V128L4 129L3 128L4 126L2 125L3 126L2 127ZM84 126L88 128L87 125H84ZM34 128H35V130L33 131L32 129H34ZM101 128H102V130H101ZM40 129H41V131H40ZM132 131H134V132H132ZM96 133H97V136H96ZM15 138H18V139H15ZM3 141H4V143H3ZM95 141H97V143ZM100 141H102L103 143L100 144ZM22 142H21V144H22ZM110 142H112V141H110ZM151 142L153 143L152 145H151ZM124 143H125V145H124ZM93 145H94V148H93ZM97 145L100 146L98 149L96 148V147H98ZM13 146L16 147V148H18V149H16V148L13 149ZM91 146H92L93 149L91 148ZM121 146H122V148H121ZM109 147L111 148L112 151L109 149ZM112 148H114V149L117 148V149L113 150ZM118 148H119V150H118ZM59 150H62V151H59ZM89 150H90V152H89ZM7 151H10V150L8 149ZM30 151H32V153ZM12 152L10 151V153H12ZM60 152H61V154H60ZM83 152L84 153L86 152L91 157L89 159H92V164L94 165L93 167L95 169L92 168V166L90 165V162H88V160H87V162H84V163L81 162V160H80L81 157L80 156L83 155ZM91 153L93 155H91ZM101 153H103V155H101ZM110 153H111V155H110ZM59 154H60V157H59ZM70 154H69V157L71 158ZM33 155H34V157L32 158ZM76 155L78 156V158L75 159ZM98 155H99V157H98ZM100 156L101 157H103V156L105 157L106 156V158L103 157L102 159H100L101 158ZM97 157H98V159H96ZM119 158L121 159L122 162L119 161L120 160ZM155 158H154L155 160H158L160 162L162 161L159 156H156ZM4 159L7 160L6 158H4ZM25 159H26L27 162L25 161ZM36 159H38L39 161L36 160ZM93 159L98 162L96 165H95L96 161H94L95 162L94 163L93 162ZM107 159H109V161H111V162H108ZM79 160H80V162L82 164L79 162ZM101 160L104 161V162L102 161L103 164L101 163ZM36 161H38V162L36 163ZM105 161L108 162V163H106ZM118 161H119L120 167L123 169V170L121 169V171H118V170H120V169H118L120 167L117 165L118 164L117 163ZM22 163H24L25 166H23ZM75 163H77V164H75ZM104 163H106V164H104ZM110 163H112V165H110V171L114 170V173L115 174H116V172H118L117 173V176H115V174H114L113 177L114 176L115 177H119L120 176L121 178L124 177L122 179L123 180H126V181L125 182L122 181V182H124V184H126V186L128 185L127 188H130L129 189V192L126 191V190L124 191L123 189L122 190L121 189L119 190L120 193L117 190H114V191L113 190H110V191L103 190V186H102L103 183L101 184L99 182V180H98V173H99V175L101 174V176H106L107 175L106 173H109L110 172L109 169H108L109 168L108 167L109 166L108 164H110ZM113 163L116 164V167L117 168L115 167V165ZM20 164H22V165H20ZM69 164L72 166V168L70 166V169L69 168L67 169V165L69 166ZM75 165H77L78 169H76L77 167ZM89 165H90V167H89ZM105 165H107V167ZM7 166H8V168H7ZM105 168H107V171H106ZM79 169H80V171H79ZM102 170L104 171V174H103V171ZM75 173H76L77 176L75 175ZM70 174H71V176H70ZM73 175L75 176L74 178L72 177ZM111 177L112 176L109 175V179ZM150 177L151 178L153 177L152 178L153 181H150V179H151ZM106 178H108V177H106ZM88 181L90 183H88ZM86 182L88 184H91L92 186L90 185V187L91 188L93 187L94 189L92 188L91 191H89L90 190L89 189L90 187H89V185ZM128 182L131 185H129ZM140 183H144L146 186L143 187V184L141 185ZM77 184L78 185L81 184V186H83V187H81L80 185L77 186ZM100 185H101V187H100ZM113 185H114V183H113ZM129 186H131L132 188L129 187ZM132 189H135V190H132ZM137 190H138V192H137ZM105 191H106L107 194H111V195L114 194L115 192H118L124 202L120 198L119 201H118V204L112 205L111 204L112 203V200L109 199V197L106 198L107 197L106 196L107 194L106 193H105L106 195L104 194ZM121 191H123V192H121ZM187 191H189V192H187ZM101 192H103V194L105 196L101 197L100 196V195H102V194H100ZM91 193H93V194H91ZM121 193H123V194L124 193L125 194L126 193H131V194L135 193L134 195H136V197H134V196L132 198L128 197V198H126V201H125V199L123 198V194H121ZM189 193L192 194V195H190ZM48 195L51 196L53 199H50L51 197H48ZM94 195L95 196H98L99 201H100L99 202L100 205L97 202L98 201L97 200V197H95ZM87 196H89V198ZM142 196H144L145 198L142 197ZM38 197L40 198V200H39ZM44 197H45V199H44ZM140 197H141V199L144 200L143 202L141 201ZM152 197H154V196L152 195ZM35 198H37V199L35 200ZM104 198H106V199H104ZM150 198H151V196H150ZM43 199H44V201H43ZM89 199H91V200H89ZM93 199H94V203H93ZM200 199L202 200V202H201ZM45 200L50 201V203L47 202V201L45 202ZM131 200H133V201H131ZM51 201H53V202L51 203ZM109 201L111 203H109ZM95 202H97V204H98L97 207H96ZM180 202H182V200ZM29 203H30V205H33V203H37V204L40 203L39 204V206H40L39 208H41V211L38 210V208L32 209L30 211H27L26 210L27 209L26 205L28 204V206H30ZM45 203L46 204L49 203V205L48 204L46 205ZM105 203H106L107 206L104 207ZM161 203H158V204H161ZM50 204H52V207H51ZM94 204H95V206H94ZM165 204H167V205H165ZM195 204H197V205H195ZM123 205H124V207H123ZM89 206H91V207L89 208ZM93 206L95 207V210L93 209L94 208ZM206 206H207L208 209L206 208ZM109 207H110V209H109ZM158 207L159 208H162V209H158ZM16 208H18V209L20 208V209L18 210ZM44 208L45 209L47 208L46 211H42ZM48 208L50 210H52V211H50ZM142 208H143V210L147 209L148 212H146V213L143 214ZM90 209H93V210H90ZM104 209H106V210H104ZM33 210H35V211H33ZM87 210L88 211H94V212H91V214H93V215H91L89 212H87ZM118 210H120V212H118ZM114 211L117 212V214H115ZM135 211H136V213H135ZM19 212H20V214H19ZM24 212H26V213L28 212V214H25ZM31 212H32L33 215L31 214ZM96 212H97V214H96ZM99 212L102 213V214H100ZM45 213H47V214H45ZM159 213L161 215H159ZM134 214H135V216L133 217ZM141 214H142V216L145 215V214L146 215H149V216L152 215L151 217H149V218L152 219V221H151L152 223L150 221H148L149 223L147 222V224H146L143 221H141L142 220V217L140 216ZM166 214H167V217H166ZM224 214H227V215H224ZM44 215H46V216H44ZM121 215L124 217V221L122 220L123 218H122ZM228 215L229 216H232V217L229 218ZM37 216H39V217H37ZM42 216L45 217V218L43 217L44 220H43V218H41ZM162 216H164V217H162ZM178 216H179V219H178ZM180 216H182V217H180ZM47 217L48 218L49 217L50 218H54L55 217V219L48 220ZM127 217H128L129 220H130L129 217H131V218H135L136 217L134 220H137V218H138V220L140 219L137 222L135 221L136 223H139V225L140 224L142 225L144 223V224H146V226L149 224L148 226H150L151 228H157L159 230L158 231V233H159L158 239L155 242L153 241L152 243H150L148 245H142V244H140L138 242L132 244V247L133 248L135 247L134 250L136 251L134 253H131V254L128 253L125 256H124V253L123 254L122 253L121 254H119V253L118 254H113V253H111L109 251L110 248H108V249L105 248V247H107L106 245L108 244L105 241H109L110 239H112L111 238L112 237L111 234H114L113 233V230H110L111 231V233H110V231H106L105 232L104 230H101V229L104 228V226L105 225H108V224L109 225L110 224H113L114 226L115 225H119L121 227V225H123L122 223H127L125 221V219L127 220ZM152 217H154L155 219L152 218ZM176 217H177V219H176ZM13 218L14 219L16 218V219L15 220H11ZM38 218H40L41 220L38 219ZM46 218H47L48 221L46 220ZM100 218H101V220H98ZM113 218H116V219H113ZM157 218L160 219L159 220L160 222L159 221H156ZM174 218H175V220H174ZM226 218H227V220H226ZM8 219H10V222H9ZM56 219L59 220V221H57ZM102 219H103V221H102ZM120 219L123 222H119ZM180 219H181L182 222L179 221ZM228 219L230 220V223L231 224L228 223V221H229ZM53 220L55 222L57 221L56 222L57 224L55 222L53 224L50 223V222H53ZM104 220H107V221L105 222ZM129 220H127V221H129ZM161 220H164V222H162ZM5 221H7V223ZM41 221H43V222L47 221V222L42 223ZM73 221L76 222V223L74 224ZM144 221H146V218H145ZM226 221H227L228 224L226 223ZM35 222L36 221L34 219L33 223H35ZM156 222H158L160 225H158V223L155 224ZM165 222H166V224H164ZM221 222L224 223L225 225L222 224ZM240 222L241 221H239V223ZM257 222H259V219H257ZM173 223L175 225V229H176V227L178 228V226H180V227H186V225H187V227H186L187 230L189 232L192 231V232H190V235H191V238H192V241L191 242H193V243H192V246L190 245V248L188 246L189 249H186L187 250V254L188 255L191 254L189 256V259H186L185 256H187V255L183 254V250L179 249V248H181L180 247L181 245H180V242L177 241V237H176L177 235L175 234L176 232L174 231L175 230L174 229V225L173 226H170ZM181 223H182V225H181ZM232 223L234 224V226L232 225ZM44 224H45V226H44ZM58 224L61 225V226H59V230L57 228L58 227ZM8 225H10V226H8ZM56 225H57V227H56ZM231 225H232V227H231ZM100 226H102V227H100ZM124 226H125V224L122 227H124ZM261 226H262V224H261ZM110 227L112 228V225H110L107 228H110ZM159 227L161 228V230H160ZM193 227L195 229H193ZM237 227H238L239 230H237ZM45 228L46 229H49L48 232H45V231H47ZM54 228H55V230H54ZM168 228L169 229L172 228L171 229V233H170V230ZM26 229H30V227L29 228H26ZM16 230H18V232L20 233V235L18 234V232H16ZM50 231H51V233L54 232V233H52L53 234L52 235L53 237L50 236L51 235ZM56 231H57V233H55ZM102 231H104L103 233H105V235L106 234L107 235L105 236L103 233H100ZM95 232H97V233H95ZM107 232H109V236H108V233ZM166 232H169V233L167 234ZM33 233H34V235L40 236V235H38L40 233H38L37 231L36 232L33 231ZM22 234L25 237H27L28 239H25ZM172 234H173V236H172ZM174 234H175V236H174ZM166 235H167V237H166ZM17 236L19 238L21 237V240ZM97 236H98V238H97ZM10 237H11L12 240L10 239ZM12 237L13 238L15 237V238L13 239ZM46 237H47V239H46ZM56 237H58V238H56ZM93 237H96V238H93ZM99 237H101V239ZM108 237H109V240H107ZM161 237H163L162 238L163 240L161 239ZM8 238H9V241H7ZM16 238H17V241L18 242H21V243H18L16 241ZM22 238H24V239H22ZM34 238H35V240H34ZM54 238L56 240H54ZM120 239L121 238H115V236H114L113 239L110 240V241L112 243L116 242V244H117V243H121V241L123 242V240H120ZM48 240H52L51 244H50V241H48ZM45 241H47V242H45ZM53 241H55V242H53ZM5 242L6 243H9V244L7 245ZM22 242H24V243H22ZM102 242H103V244H102ZM42 243H44V244H42ZM47 243L50 245V247H47V246H49ZM135 244H137V246ZM40 245L41 246L42 245H44V246L46 245V247H41ZM4 247H5V249H3ZM10 247H12V249ZM8 248L11 249V250H7ZM21 248H23V249H21ZM101 248L102 249L104 248L103 249L104 250V253L102 252L103 250ZM24 249L26 251H24ZM27 250H28V252H27ZM167 250L170 251V252H168ZM100 251H101V253H100ZM17 252H19L20 254L17 253ZM5 253L6 254L9 253L10 255L9 254L8 255H5ZM262 253H263V255H262ZM2 254H3L4 257L2 256ZM83 254H84V256H83ZM37 255H38V252H37ZM39 255H38L37 258H40ZM69 255H70V257H69ZM102 255H103V257H102ZM121 255H123V256H121ZM130 255H134L135 257L134 256H130ZM9 256H11V257H9ZM81 256H82V260L78 261L81 258ZM112 256H113V258L115 260L112 258ZM116 256H117V258L118 257L119 258L117 259ZM84 257H86L87 260ZM101 257L102 258H105V259H102ZM125 257H127V259ZM97 258H99V259H97ZM47 259H49V260H47ZM64 259H65V261H64ZM83 259H85L86 261H84ZM91 259H92V261H91ZM120 259H122V261ZM128 259L131 260V261H129ZM46 260H47V262H46ZM169 260H170V262H169ZM73 261L75 263H73ZM14 262L16 263V261H14ZM41 262H42V264H45V263H43V261H41ZM139 262H141V263H139ZM142 262H144V263H142ZM11 264H13V263H11Z\"/></svg>",
	"mask_w": 264,
	"mask_h": 264
}]
</instances>
